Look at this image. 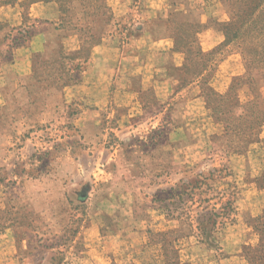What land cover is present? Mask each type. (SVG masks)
<instances>
[{
  "label": "rangeland",
  "instance_id": "374dc122",
  "mask_svg": "<svg viewBox=\"0 0 264 264\" xmlns=\"http://www.w3.org/2000/svg\"><path fill=\"white\" fill-rule=\"evenodd\" d=\"M238 9L264 18V0H0V264H247L264 69L254 134L235 103L208 109L247 75Z\"/></svg>",
  "mask_w": 264,
  "mask_h": 264
},
{
  "label": "trees",
  "instance_id": "16d2710c",
  "mask_svg": "<svg viewBox=\"0 0 264 264\" xmlns=\"http://www.w3.org/2000/svg\"><path fill=\"white\" fill-rule=\"evenodd\" d=\"M260 8V6H258ZM256 9V11L258 10ZM251 9L249 10H240L238 9V15L242 12L244 13L243 19L239 21H231L227 24L225 28V36L226 39H232V40H238L239 38L244 39L246 41L245 45V59H246V68H247V75L241 78H236L232 81V84L227 91V94L225 95H218L215 93L212 89H209L208 95L210 97L208 98V109L212 113V115L215 117L217 115V112H219L222 105L225 104V102H233L238 107H241L243 112L240 119H244V124L249 125V131L250 133L254 132L260 127V125H257L256 119L254 117L255 115V101L254 99L258 98L256 93V89L259 87V82L256 81V74L255 72L263 70L264 69V18L259 19L258 21L255 19H252L254 16L250 13ZM257 49V51H256ZM240 84H243L247 87L250 95L249 100L246 101V103H243V105H240V98L238 95V88L241 86ZM264 84V82H263ZM253 98V99H252ZM224 103V104H222ZM231 117L236 118V114L233 110H231ZM237 119V118H236ZM239 119V118H238ZM254 123L252 125V120ZM258 122V121H257ZM238 128V127H237ZM236 127H233L232 129L227 127V131L235 133L237 130ZM249 133V138L251 141L252 136ZM214 214L207 213L204 217L208 216V219H211ZM200 220V219H199ZM198 220V221H199ZM256 222L258 225H256ZM255 222V232L258 236L257 243L254 245H246L243 250V257L246 260L247 264H264V222L262 219H256ZM169 245L171 242H168ZM179 264V263H177ZM181 264H189V263H181Z\"/></svg>",
  "mask_w": 264,
  "mask_h": 264
},
{
  "label": "crops",
  "instance_id": "0c3cea01",
  "mask_svg": "<svg viewBox=\"0 0 264 264\" xmlns=\"http://www.w3.org/2000/svg\"><path fill=\"white\" fill-rule=\"evenodd\" d=\"M52 7V4L36 3L32 7V12L36 18H39L41 16H44L45 12L52 10ZM24 72L26 73H23V75L20 76L24 77L25 75H27V70H24Z\"/></svg>",
  "mask_w": 264,
  "mask_h": 264
}]
</instances>
